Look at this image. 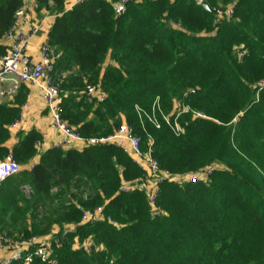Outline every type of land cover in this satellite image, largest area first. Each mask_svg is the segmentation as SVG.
Returning a JSON list of instances; mask_svg holds the SVG:
<instances>
[{
	"label": "trees",
	"instance_id": "obj_1",
	"mask_svg": "<svg viewBox=\"0 0 264 264\" xmlns=\"http://www.w3.org/2000/svg\"><path fill=\"white\" fill-rule=\"evenodd\" d=\"M204 2L211 11L198 0H134L118 17L103 0L69 11L67 0H40L55 16L49 38L63 54L57 70L67 73L61 116L69 127L91 139L127 124L175 175L224 168L207 183L164 181L157 200L163 213L153 217L145 194L120 192L145 172L115 144L39 155L42 136L32 130L18 133L10 150V127L28 92L22 86L13 105L0 102V157L12 152L22 167L0 185L2 231L28 239L76 225L56 251L58 264H264V0ZM22 3L0 0V42ZM229 5L234 18L215 24L213 10ZM87 83L103 86V105L80 95ZM190 89L184 102L191 111L179 118L184 133L176 135L174 117L168 124L164 116ZM99 207L104 221L80 224L81 208ZM76 237H92L103 249H75Z\"/></svg>",
	"mask_w": 264,
	"mask_h": 264
},
{
	"label": "built area",
	"instance_id": "obj_2",
	"mask_svg": "<svg viewBox=\"0 0 264 264\" xmlns=\"http://www.w3.org/2000/svg\"><path fill=\"white\" fill-rule=\"evenodd\" d=\"M38 1L40 0H23L22 5L15 12L11 28L1 40L0 45L4 47L5 54L0 56V85L8 83L9 88L7 90L0 89V99L7 95L17 94L22 86H26L28 87L26 101H29L32 97V89H37L51 116L52 128L60 135V139L56 142L54 148L68 150L73 143L82 142L93 146L115 144L124 149L145 174L137 180L124 183L120 188V192L123 194H133L136 192L145 194L150 206L153 208V217H158L163 213L162 209L157 206V200L160 185L164 181L174 182L180 186L197 181L209 182L214 171L218 169L216 164L184 175H175L169 171H165L154 158L151 147L145 149L143 139L139 135H136L127 124H122L108 137H94L91 139H84L75 129L69 127L61 116L62 105L69 96V93L63 87L67 73H60L57 70L63 58L62 52L48 38L40 47L38 60L33 59L29 54L30 47L35 38L40 35L44 24V22H33L30 17V5ZM84 1L86 0H67V11L72 10ZM103 1L109 3L115 14L120 17L127 11L128 3L134 0ZM198 2L202 6L205 3L204 0H198ZM213 13L216 18L215 24H219L223 20H231L235 14L234 5L216 8L213 10ZM172 26L179 27L176 23H172ZM244 55L245 51H239L238 58L241 60ZM263 86L264 82L259 85V87ZM194 92L195 89H190L184 94L182 99H176L171 115L164 116L168 124H171V117H174L172 128L176 135L184 133V128L178 120L182 114L191 111L184 100ZM80 95L85 98L88 104L95 107L103 105L108 98V93L100 83H87ZM22 107L19 120L14 122L10 128L21 127L27 103H24ZM157 108L160 109L159 105H157ZM193 113L195 117L206 118L200 112L193 111ZM152 121L159 127L155 119ZM44 147V138L42 137V140L36 143L39 155L44 152ZM21 169V165L16 161L12 152L8 153L6 157H0V185L7 178L18 174ZM86 198L85 196L84 199ZM81 211L80 224H95L106 219L103 207H99L94 211L81 208ZM107 221L118 225L110 217L107 218ZM75 230L76 225H73V228H64L63 231L61 229L53 231L49 235L23 239L9 236L0 227V264H58L56 251L61 247L62 239L66 238L69 233L75 232ZM73 247L83 250L87 254L103 249L102 246L94 242L92 237L84 240L76 237Z\"/></svg>",
	"mask_w": 264,
	"mask_h": 264
},
{
	"label": "crops",
	"instance_id": "obj_3",
	"mask_svg": "<svg viewBox=\"0 0 264 264\" xmlns=\"http://www.w3.org/2000/svg\"><path fill=\"white\" fill-rule=\"evenodd\" d=\"M51 5V3H50ZM30 17L33 22H44L40 35L33 41L29 54L35 60L39 59L40 47L42 43L49 38V33L55 21V16L52 15L45 7H43L40 1L32 3L30 5ZM1 43V42H0ZM113 63L108 59L107 63ZM9 88L8 83L0 85V89L7 90ZM28 88V87H27ZM32 97L27 103V108L24 109V117L22 125L19 128H10L12 138L6 145L10 150L18 142V133H28L32 130L37 131L44 138V151L54 148L56 142L60 139V135L52 128V119L48 113L46 104L37 89H32ZM15 95H7L0 99L1 103L13 105L15 102ZM23 108V107H22ZM88 145L82 142H75L69 149L82 150ZM39 161V156L27 165L26 169H31ZM64 228H73L72 224L65 225ZM60 227H55L54 231L60 230Z\"/></svg>",
	"mask_w": 264,
	"mask_h": 264
},
{
	"label": "water",
	"instance_id": "obj_4",
	"mask_svg": "<svg viewBox=\"0 0 264 264\" xmlns=\"http://www.w3.org/2000/svg\"><path fill=\"white\" fill-rule=\"evenodd\" d=\"M203 7L207 10V11H211V8L209 7V5L207 3L203 4Z\"/></svg>",
	"mask_w": 264,
	"mask_h": 264
},
{
	"label": "rangeland",
	"instance_id": "obj_5",
	"mask_svg": "<svg viewBox=\"0 0 264 264\" xmlns=\"http://www.w3.org/2000/svg\"><path fill=\"white\" fill-rule=\"evenodd\" d=\"M107 64H109V62H108ZM217 166H218V168H224V167H223L222 165H220V164H219V165L217 164Z\"/></svg>",
	"mask_w": 264,
	"mask_h": 264
}]
</instances>
